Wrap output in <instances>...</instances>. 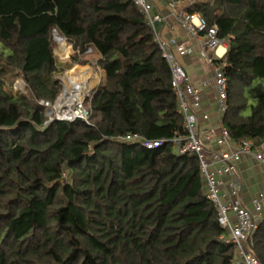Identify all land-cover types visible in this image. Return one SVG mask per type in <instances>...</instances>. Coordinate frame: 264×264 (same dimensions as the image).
Here are the masks:
<instances>
[{"label": "trees", "instance_id": "1", "mask_svg": "<svg viewBox=\"0 0 264 264\" xmlns=\"http://www.w3.org/2000/svg\"><path fill=\"white\" fill-rule=\"evenodd\" d=\"M185 10L227 41L214 61L229 138L264 142V0ZM53 29L73 48L67 64L104 72L88 122H46L38 102L61 88ZM18 77L26 93L6 91ZM183 135L169 67L131 0H0V264H236L196 155L142 144ZM252 241L264 264V220Z\"/></svg>", "mask_w": 264, "mask_h": 264}, {"label": "built area", "instance_id": "2", "mask_svg": "<svg viewBox=\"0 0 264 264\" xmlns=\"http://www.w3.org/2000/svg\"><path fill=\"white\" fill-rule=\"evenodd\" d=\"M131 1L145 18L169 67L171 87L185 129L183 136L144 140L142 144L147 149L168 144L178 155L185 153L196 155L207 197L216 208L217 222L227 232L226 241L233 245L234 262L260 264L253 248L252 236L259 223L264 220V189L257 191L251 197L250 207L246 206L240 199V180L234 165L240 160L241 155L245 154L264 167V142L254 145L250 139L231 140L221 122V117L215 127L198 125L196 109L200 105L199 93L178 59V55L192 53V48L184 41L178 42L174 36L164 39L158 25L165 23L167 15H170L175 25L181 26L190 37L198 41V55L204 58L211 68L218 111L221 115L226 108V80L222 66L216 64L214 60L217 59L216 49L225 42V39L219 38L216 26H208L206 20L197 12H188L180 8L179 0H164L168 9L167 15L156 10L155 0ZM174 23L167 24L169 32L174 29ZM52 34L55 37L54 29ZM62 38L65 43V38ZM89 51L90 48H87L86 52ZM78 78L80 79L74 82L71 78L62 82L61 92L59 91L53 101L44 99L38 101L43 107L46 122L74 119L88 122L85 102L92 97L89 95L93 91L95 93L97 88H88V82L92 78L89 75L81 73ZM68 81L73 84L80 83L85 88L83 91L74 88V85L68 84ZM231 145L234 147L232 150L228 149ZM223 146L226 149L220 148Z\"/></svg>", "mask_w": 264, "mask_h": 264}, {"label": "crops", "instance_id": "3", "mask_svg": "<svg viewBox=\"0 0 264 264\" xmlns=\"http://www.w3.org/2000/svg\"><path fill=\"white\" fill-rule=\"evenodd\" d=\"M197 1L209 0H179V6L185 9ZM156 10L167 15L168 9L164 0H155ZM167 22V23H166ZM165 23L159 24L164 39L174 36L178 42H186L192 48V53L178 55V59L187 72L189 80L197 88L200 105L196 109L198 125L215 127L219 124L221 114L218 111L217 96L214 89L211 68L204 58L198 55L199 44L196 39L190 37L178 24L175 25L172 16L167 15ZM169 23H174V29L169 32ZM227 49V44L222 43L215 51V57L221 58ZM226 149V147H220ZM228 149H234L233 145ZM234 169L240 180V199L250 207L251 197L259 190L264 189V167L259 165L251 156L241 155L240 160L234 165Z\"/></svg>", "mask_w": 264, "mask_h": 264}, {"label": "rangeland", "instance_id": "4", "mask_svg": "<svg viewBox=\"0 0 264 264\" xmlns=\"http://www.w3.org/2000/svg\"><path fill=\"white\" fill-rule=\"evenodd\" d=\"M52 37L56 43L53 50H52V53H53V56L55 57V60L57 63V69L53 72L52 78L54 80H57L60 83V85H61L60 92H61V89L63 86L62 82H66V79L75 78L76 76L77 77L75 79L79 80L80 78H78V75H80L81 73H83V74L86 73L87 76L89 75V77H92L90 82H88V84L90 87L92 85L91 88H97V90H96V92H97L104 82L103 70L100 67L96 68V66L92 65V64H85V65H80V64H76V63L67 64L69 61V56L71 54H73V48H72L71 44H68L65 42L64 44L61 43V46H59V41L55 40V37L53 36V34H52ZM225 43H227V41H225ZM71 69H72V71H69ZM71 73H75L76 76L71 77L70 76V75H72ZM3 87L6 91H8L12 94H15V93L25 94L27 91L25 82L23 81V79H21L19 77L16 79L14 78V79L8 80L4 84ZM93 92L89 96H93V94L96 93V92L95 93H93ZM248 111H249V108L246 107V109H244L243 113L246 114V113H248Z\"/></svg>", "mask_w": 264, "mask_h": 264}, {"label": "bare ground", "instance_id": "5", "mask_svg": "<svg viewBox=\"0 0 264 264\" xmlns=\"http://www.w3.org/2000/svg\"><path fill=\"white\" fill-rule=\"evenodd\" d=\"M55 35H57V33H56ZM55 39H56V38H55ZM60 39H61V40H60ZM56 41H59V46H61V43L64 44L63 38H62L61 36H59L58 40L56 39ZM75 67H76V66H75ZM73 68H74V67H73ZM73 68H72V69H73ZM76 68H77V67H76ZM72 69L69 70V71H72ZM78 70H79V69H78ZM71 74L73 75V76L70 75L71 77L76 76L75 73H71ZM84 74L87 75L86 73H84ZM76 77H77V76H76ZM76 77H75V78H76ZM75 78H74V79L71 78V81L74 82V81L76 80ZM71 81H70V82L68 81V84L74 85V86H73L74 88H75V87H76V88H79V89L82 90V91H83V89L85 88V87H83L82 84H80V83L73 84ZM95 83H96V82H95ZM88 85H89V84H88ZM93 86H94V85H93ZM89 87H90V86H89ZM89 87H88V88H89ZM91 87H92V85H91ZM85 92H87V89H86Z\"/></svg>", "mask_w": 264, "mask_h": 264}]
</instances>
